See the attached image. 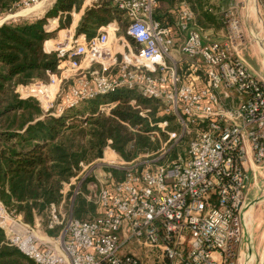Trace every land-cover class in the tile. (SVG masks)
Segmentation results:
<instances>
[{"label": "built area", "instance_id": "2783aa9c", "mask_svg": "<svg viewBox=\"0 0 264 264\" xmlns=\"http://www.w3.org/2000/svg\"><path fill=\"white\" fill-rule=\"evenodd\" d=\"M38 1L14 5L26 8ZM157 4L111 0L124 16L122 36L117 35L121 20L100 25L89 39L71 33L68 44L58 47V72L46 71L45 82L17 89L20 98H34L52 115L83 99L121 89L135 92L158 104L153 117L136 96L126 101L146 118L151 140L158 131L166 137L164 145L188 137L184 155L170 160L121 157L113 167L121 168L122 176L107 170L85 195L95 207L91 218L73 216L78 185L63 210L65 194L79 176L74 171L59 189L60 202L46 209V227L59 229L56 234L36 236L34 227L0 201L6 244L33 264H235L245 230L248 174L264 160V79L239 55L237 18L228 20L224 39L203 41L184 1L171 11L173 24L155 17ZM110 38L119 50L109 45ZM118 103L101 101L96 112L108 115ZM123 124L132 131L139 127Z\"/></svg>", "mask_w": 264, "mask_h": 264}, {"label": "trees", "instance_id": "16d2710c", "mask_svg": "<svg viewBox=\"0 0 264 264\" xmlns=\"http://www.w3.org/2000/svg\"><path fill=\"white\" fill-rule=\"evenodd\" d=\"M157 1L160 9L184 1L201 28L219 27L218 17L208 7L209 0ZM82 2L54 0L42 17L9 19L0 24V201L9 212L20 215L27 222H32L35 215L58 200L61 184L74 173L80 162L95 158L107 140H110L109 146L127 161L157 148L145 134L150 130L146 118L126 103L133 95L131 91L121 89L83 99L59 115L49 111L43 114L34 98L19 97L18 87L43 80L46 71L58 72L57 55L49 51L54 45L49 39L50 32L44 28L46 19L52 18L48 29L54 26L56 17L57 29L67 27L70 12H78ZM110 2L98 0L97 4L85 8L77 21L75 36L84 35L89 39L100 25L112 19L120 20L122 11ZM14 3L15 0H0V14L13 11ZM64 33L70 32L60 30L59 40ZM43 45L49 52L43 50ZM136 98L143 107L150 106V115H155V101ZM118 99L119 103L110 114L96 112L101 101ZM123 122L132 128L139 127L132 131ZM108 169L116 175L113 169ZM93 208L81 200L75 206L73 216L87 218L84 214ZM0 264H33L16 247L6 244L2 229Z\"/></svg>", "mask_w": 264, "mask_h": 264}, {"label": "rangeland", "instance_id": "374dc122", "mask_svg": "<svg viewBox=\"0 0 264 264\" xmlns=\"http://www.w3.org/2000/svg\"><path fill=\"white\" fill-rule=\"evenodd\" d=\"M41 1V0H40ZM39 2V1H38ZM54 1L52 0H45L43 3L42 8L40 9L39 12L37 13H19L21 11V7L15 6L14 5V10L11 12H7L4 14H0V19L4 18L6 16L9 15H14L12 17H9L6 20L9 19H17V18H21V19H34V18H38V17H42L44 15V13L46 12V10H48ZM111 3V2H110ZM253 3H256L255 5ZM37 4V3H36ZM245 6L244 3L241 2L240 0H209V4L208 7L211 8V12L215 13V15L218 17V21H219V27H215L212 30V37L216 40H222L225 38L226 33H227V25H228V20L231 19L232 17H235L239 20V24L241 28H249V26H252V24L254 23V20L252 18L253 14L252 11H255L256 9V15L257 17H259L260 19L258 20L259 24H261V26L264 27V11H263V0H252V2L250 0H245ZM32 7V6H31ZM171 8H174L175 5H171ZM247 7L249 8V12L251 15L249 14H244L246 11H244V8ZM30 8V7H29ZM28 8V9H29ZM254 9V10H253ZM25 10V9H23ZM164 9H160V8H156L155 10V15L159 16L161 19H164L165 21H167L170 24H173L174 19H173V14L170 12H162ZM247 13V12H246ZM17 14V15H15ZM244 14V15H243ZM51 17L46 19V23L44 25V28L46 31L50 32V37L49 39L53 42L54 47L52 49H50L49 51H54L56 53V55L58 54L59 51H62L61 49H59L58 47H62L68 44L67 39L64 40V37L66 38V35L64 33V37L60 39V34H59V29H57V25L56 23H54V26L51 29H48V26L50 21H51ZM55 19V18H54ZM121 20V23H119V32L117 33V35H121L123 34L124 31V16H121L119 18ZM5 20V21H6ZM262 20V21H261ZM253 27V26H252ZM258 27V26H256ZM61 29V28H60ZM264 31V29H263ZM253 32H255L257 35L259 34V29H256V31L254 30ZM75 36H73L74 38ZM129 40V44L131 46H133V43L130 39ZM69 41H70V37H69ZM110 45V44H109ZM112 48L114 49H120L119 47H117L116 44H114L112 42ZM43 50L45 52H47L44 49V45H43ZM240 55L242 56L243 60H245L246 62L250 63V66H256L259 63V59L257 58L256 54L254 53V50L251 49H242L240 52ZM43 82L46 81V75H44V79L42 80ZM69 82L64 83V85L62 86L63 89H66V86ZM132 96L134 97L135 92H132ZM37 102V101H36ZM38 103V102H37ZM60 103V101L58 102V104ZM39 105V104H38ZM154 105L158 106L157 103H154ZM150 107V106H148ZM39 108L41 109V112L43 114H45L44 109L39 105ZM151 108V107H150ZM52 110L54 111V107H52ZM156 111V110H155ZM154 111V113H155ZM154 117V115H153ZM170 127L172 128H176L177 125L174 123V121H171L170 123ZM153 139L152 141L157 145V149L155 151H150V152H145V153H139L141 156H139V161H149L152 160L154 162H163L166 159L170 160L172 158H174L175 156H177L178 154H180L181 156L184 155L185 153V149H186V145H187V140L188 137L184 136L182 137L180 140H177L176 142H168L164 145V141L166 139V137L164 136V134L162 132H159L156 134H153ZM164 147V153L161 154V148ZM110 146H104L102 148L103 153L106 156V160L110 159V152H109ZM115 152V151H114ZM150 154L148 156H146V154ZM115 158L114 161L112 163H108L106 161H103L102 159H98L97 155L95 158L89 160V161H85L82 162V165L79 166V168L77 167L75 169L76 173H78V179L75 180V184L69 186L70 190L67 191V193L65 194L64 197V201L62 203V207L63 210L67 211L71 202L73 204V210L75 208V206L77 205V203L81 200H83L85 203H89L88 201H86L85 199V195L90 193V190L92 189L91 187H93V184L96 183L97 178L101 179L103 177V173L106 172L107 170H110L108 168H111L115 171L116 175H114L113 172L110 171V174L114 177H121L123 174V171L121 168H114L113 166H118L120 161L121 156L115 152ZM123 160V158H121ZM88 164V165H87ZM87 165V166H85ZM82 170V171H80ZM257 171H260V173L257 175L256 180H255V184L253 186V188L250 190L249 195H261L264 193V160L258 165ZM80 172V173H79ZM65 182V181H64ZM249 183V181H248ZM248 183L246 184V187H248ZM78 185L79 186V190L80 192L78 194H76L74 197H72L71 202H70V198L73 194V188ZM62 187V184H61ZM60 187V188H61ZM249 191V190H248ZM61 200V196H59L58 200L56 201L57 203H59ZM91 204V203H89ZM92 205V204H91ZM87 207H89V205H87ZM94 207V206H93ZM47 209V208H46ZM46 209L43 210L40 214H37L34 216V219L32 222H27L24 221L22 219L23 222L30 224V226L34 227V230L38 231V234L40 233H45L47 232L48 235L50 234H56L58 232L59 229H53V230H47L46 227V223H47V217H46ZM93 211H89L86 212V214H84V217L87 218H91L93 216H95L94 214L96 213L95 211V207L93 208ZM255 213H254V218H255V226L257 228H255V230L252 232L253 233V238L256 239L257 236V241L254 239L253 240V247L251 248L252 251H241L242 256H240L241 259L237 260L238 258V254L239 251H237V255L235 258V264H241L244 262V264H249L250 261L249 259H251L250 257H252L251 260V264H259L260 261V256L262 255V253L264 251H261L263 243H260V241H262L263 238H261L262 236L264 237V228L259 227V225L264 221V203H259L257 201H255ZM38 219V221H37ZM61 228V227H59ZM253 230V229H252ZM250 235V232H249ZM246 255L245 257H243V255ZM258 263H257V262Z\"/></svg>", "mask_w": 264, "mask_h": 264}, {"label": "crops", "instance_id": "0c3cea01", "mask_svg": "<svg viewBox=\"0 0 264 264\" xmlns=\"http://www.w3.org/2000/svg\"><path fill=\"white\" fill-rule=\"evenodd\" d=\"M41 1H39V2L42 3V6H43V3H44L45 0H41ZM52 1H54V0H52ZM240 1L244 3V6L246 5L245 4V0H240ZM250 1L252 2V0H250ZM97 2H98V0H90V1L83 0V2L81 4V7H80L78 12H76L74 10L70 12L71 19H70L69 25L67 27L59 29V31L60 30H67V31L70 32V34L72 33L73 36H75L74 31H75V27L77 25V21H78L80 15L83 13L85 8L95 5V4H97ZM253 2H254V0H253ZM253 4L255 5L256 3H253ZM174 5L176 6L177 4H174ZM172 9L173 8H171L170 6H167L166 8H164L165 12H168V13H170L172 11ZM164 10L162 12H164ZM249 10H250L249 8L245 7L244 11H246L247 13L245 12L244 14L251 15L250 13H248ZM39 11L40 10H35L34 9V10H31L30 13H32V12L33 13H37ZM255 11H256V9H255ZM255 11H252L253 16L251 15L253 20H254V23L252 24L253 27L249 26V28L248 27L247 28H241V38H240V41H239V44H240L239 45V55H240V52H241L242 49L243 50L244 49L254 50V53L256 54L257 58L259 59V63L256 66H250L251 65L250 63L246 62L245 60H243V61L247 64V66L252 71H254L259 77L264 79V31H263L264 27L261 26V24H259L258 20L260 18L257 17L258 14L256 15ZM115 21H116L115 19H112L108 23H113ZM55 23L58 26V17L55 18ZM193 23L201 31V34L203 36V41L214 40V38L212 37V30L214 28H212V27L206 28V29L201 28L199 25H197V23L195 21V16L193 18ZM102 25H104V24H102ZM256 26H258V27H256ZM256 29H259V31H260L258 35L255 32H253L254 30L256 31ZM78 36L85 37L84 35H78ZM182 39H183L182 35H180L178 41H181ZM241 58H242V56H241ZM257 168H258V166L252 165V171H249V174H248L249 183H248V181H247V183H248L249 186L246 187L247 203H246V206L244 208V213H243V221H244V225H245V230H244V234H243V238L241 240V243L239 244L238 249H237V251H239L237 260L241 259L240 258V256H242L241 251H249V250L252 251L251 248L254 246L252 243H253V240L255 239V238H253V233L252 232L255 230V228H257L255 226V218H254V213H255V210H256L255 209V201H257L259 203H264V193L261 194V195H257V194L249 195L250 190L253 188V186L255 184L256 177L260 173V171H257ZM260 226L262 228H264V221L259 225V227ZM249 232H250V235H249ZM261 238H263L262 241H260V243H263L261 251H264V237L262 236ZM255 240L256 241L258 240L257 236H256ZM135 252L140 253L141 251H135ZM245 256L246 255L244 254L243 257H245ZM252 257H253V255H252ZM252 257H250L251 259H249V261H250L249 264H251ZM263 259H264V252L260 256L259 263ZM241 264H244V262L241 263Z\"/></svg>", "mask_w": 264, "mask_h": 264}, {"label": "bare ground", "instance_id": "6f19581e", "mask_svg": "<svg viewBox=\"0 0 264 264\" xmlns=\"http://www.w3.org/2000/svg\"><path fill=\"white\" fill-rule=\"evenodd\" d=\"M42 2V1H41ZM29 7H26V8H22L21 9V11L19 12V13H28V12H30L31 10H40L41 8H42V3H40V2H37V4L35 3V5H32V7L30 6V8L28 9ZM23 9H25V10H23ZM15 15H17V14H15ZM10 16H12V15H9V16H6V17H10ZM5 17V18H6ZM69 37H70V33H68L67 35H66V38H64V40H66L67 39V42H68V40H69ZM109 44L110 45H112V38H110V40H109ZM109 152H110V159H105L106 158V156H105V154H103V158H102V160L103 161H113L114 160V158H115V152H113L111 149H109ZM34 234L36 235V236H38V237H41L42 236V233H40V234H38V231L37 230H35L34 231Z\"/></svg>", "mask_w": 264, "mask_h": 264}, {"label": "water", "instance_id": "95a60500", "mask_svg": "<svg viewBox=\"0 0 264 264\" xmlns=\"http://www.w3.org/2000/svg\"><path fill=\"white\" fill-rule=\"evenodd\" d=\"M102 155H103L102 150L99 149L98 152H97V158H101Z\"/></svg>", "mask_w": 264, "mask_h": 264}]
</instances>
